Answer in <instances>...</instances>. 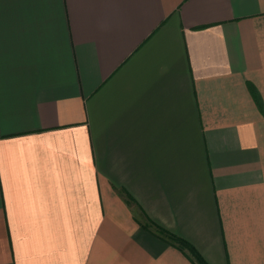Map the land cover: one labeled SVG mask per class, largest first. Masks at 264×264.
Wrapping results in <instances>:
<instances>
[{"label": "crops", "instance_id": "0c3cea01", "mask_svg": "<svg viewBox=\"0 0 264 264\" xmlns=\"http://www.w3.org/2000/svg\"><path fill=\"white\" fill-rule=\"evenodd\" d=\"M167 234L264 264V0H0V264H195Z\"/></svg>", "mask_w": 264, "mask_h": 264}, {"label": "trees", "instance_id": "16d2710c", "mask_svg": "<svg viewBox=\"0 0 264 264\" xmlns=\"http://www.w3.org/2000/svg\"><path fill=\"white\" fill-rule=\"evenodd\" d=\"M162 233L166 234V231L163 229H160ZM168 235V234H167ZM168 238L174 245H176L180 249H186L192 256V260L195 262V264H207L205 260L194 250L192 246L187 244L184 240L174 236V235H168Z\"/></svg>", "mask_w": 264, "mask_h": 264}]
</instances>
